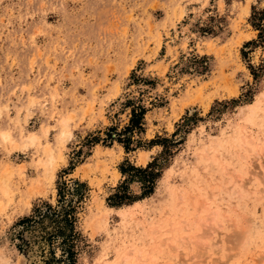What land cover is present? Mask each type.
<instances>
[{"label":"rangeland","instance_id":"374dc122","mask_svg":"<svg viewBox=\"0 0 264 264\" xmlns=\"http://www.w3.org/2000/svg\"><path fill=\"white\" fill-rule=\"evenodd\" d=\"M30 253L264 264V0H0V264Z\"/></svg>","mask_w":264,"mask_h":264},{"label":"trees","instance_id":"16d2710c","mask_svg":"<svg viewBox=\"0 0 264 264\" xmlns=\"http://www.w3.org/2000/svg\"><path fill=\"white\" fill-rule=\"evenodd\" d=\"M263 30L259 32V36H261ZM145 113V110L143 107H139V110L133 109L131 112V117L129 120V123L117 133L116 140L118 143L122 144L125 151L128 152L130 150V145L132 143V133L135 131H140L142 129V118ZM114 130V128H112ZM152 144H158L157 141L151 140ZM149 162L146 167H136L133 165H125V163H121L119 166L120 172L124 174H128V179L130 181H134V177L137 178L138 181L142 184V192L140 195H130L127 192V188L122 187L121 192H116L113 194V196L109 197L108 199H115V202L111 204V206H121L124 204H129L134 200L142 199L144 197L149 196L152 193L153 190V184L155 179L159 176L157 172L153 171V163ZM132 172V173H130ZM138 175L140 177H138ZM126 180V179H125ZM82 185V183L80 184ZM59 195H61V192L59 190Z\"/></svg>","mask_w":264,"mask_h":264},{"label":"bare ground","instance_id":"6f19581e","mask_svg":"<svg viewBox=\"0 0 264 264\" xmlns=\"http://www.w3.org/2000/svg\"><path fill=\"white\" fill-rule=\"evenodd\" d=\"M31 141V143L35 140V136L34 135H31L29 138H28V141ZM143 160V159H142ZM132 208V207H131ZM210 223V222H209ZM208 224V223H207ZM205 225V224H204ZM205 226H208V225H205ZM155 232V231H154ZM182 240H184V238H182ZM189 240V239H188ZM185 241V240H184ZM199 241H201V240H199ZM181 242V241H180ZM188 242V241H187ZM193 242V241H192ZM182 244V243H181ZM202 245V244H201ZM197 246V245H196ZM199 246V245H198ZM200 247V246H199ZM198 250V249H197ZM33 252V251H32ZM27 256V255H26ZM129 256V255H128ZM35 257L30 253L29 255H28V261L25 263V264H30V262L34 259ZM125 259H127V258H125ZM20 260V259H19ZM23 261H24V259H23ZM3 262H5V261H3ZM19 262V261H18ZM21 262V261H20ZM3 264V263H2ZM21 264V263H20Z\"/></svg>","mask_w":264,"mask_h":264}]
</instances>
